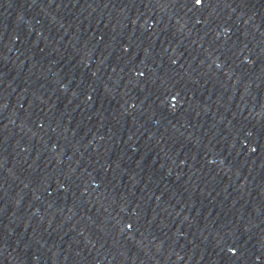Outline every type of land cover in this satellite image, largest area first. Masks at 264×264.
<instances>
[{
    "label": "snow or ice",
    "instance_id": "obj_1",
    "mask_svg": "<svg viewBox=\"0 0 264 264\" xmlns=\"http://www.w3.org/2000/svg\"><path fill=\"white\" fill-rule=\"evenodd\" d=\"M198 2H199V0H198Z\"/></svg>",
    "mask_w": 264,
    "mask_h": 264
}]
</instances>
